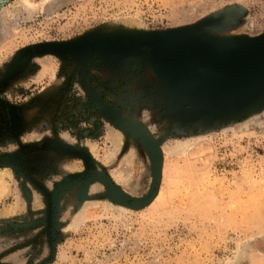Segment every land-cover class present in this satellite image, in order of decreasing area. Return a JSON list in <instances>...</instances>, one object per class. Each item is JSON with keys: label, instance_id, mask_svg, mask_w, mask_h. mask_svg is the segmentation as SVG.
Segmentation results:
<instances>
[{"label": "rangeland", "instance_id": "374dc122", "mask_svg": "<svg viewBox=\"0 0 264 264\" xmlns=\"http://www.w3.org/2000/svg\"><path fill=\"white\" fill-rule=\"evenodd\" d=\"M262 44L264 0H0V264H264V82L196 68Z\"/></svg>", "mask_w": 264, "mask_h": 264}, {"label": "bare ground", "instance_id": "6f19581e", "mask_svg": "<svg viewBox=\"0 0 264 264\" xmlns=\"http://www.w3.org/2000/svg\"><path fill=\"white\" fill-rule=\"evenodd\" d=\"M242 51L243 52H239L237 54L235 53L233 59L229 58L228 55V58H223V61L219 62L220 65H222L220 68L218 67L217 69L221 72L219 74L224 77H230V81L227 84L233 81L235 82L236 79L234 78L237 77H241L242 79H244L243 81L248 80L243 78L244 76H251L256 74V79H261V77H264V70L262 71L261 68V63L264 60V44H262L260 47L251 46L246 49H243ZM212 65L214 64L212 63L208 66L211 68V71H214ZM206 71L208 73H212L209 72L210 70ZM235 84L237 85L236 82ZM189 147V143H180L174 146V148L170 149V152L173 155H179ZM10 179L11 173L8 170L0 174V197H5L7 195Z\"/></svg>", "mask_w": 264, "mask_h": 264}, {"label": "water", "instance_id": "95a60500", "mask_svg": "<svg viewBox=\"0 0 264 264\" xmlns=\"http://www.w3.org/2000/svg\"><path fill=\"white\" fill-rule=\"evenodd\" d=\"M262 63H263V61H262ZM262 66H263V64L261 65V68H262ZM199 67L204 68V69H206L208 71L210 70L209 72H212V73H209V75H208L209 78L208 77L207 78L213 80V82L215 80H218L219 81L218 83L225 85V84H227L230 81V77L221 76L219 74V73H221L219 70L211 71V68L208 65H205V64L204 65H197L196 68H199ZM255 77L257 78L256 74L255 75H251V76H244L243 78L248 79L247 81H243L244 79H242L241 77L240 78L237 77V78H234V79H236L235 82L237 83V85L235 84V82H230V83L231 84H235V86H239L240 88L241 87L244 88V87H248L250 85H254V83L255 84H257V83L258 84H262L264 82V77L263 78L261 77V79H256ZM221 79L222 80L224 79V80L222 81ZM207 83L209 85L212 84L211 82H207ZM154 194H155V192H153L150 195V197H148L146 200H132L130 203L132 205H134V206H143L144 204L148 203L151 200V198L154 196Z\"/></svg>", "mask_w": 264, "mask_h": 264}]
</instances>
